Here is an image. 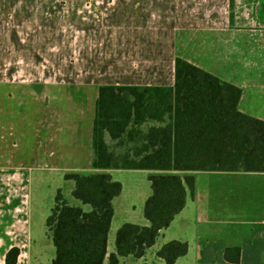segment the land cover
Returning <instances> with one entry per match:
<instances>
[{
  "label": "crops",
  "instance_id": "crops-1",
  "mask_svg": "<svg viewBox=\"0 0 264 264\" xmlns=\"http://www.w3.org/2000/svg\"><path fill=\"white\" fill-rule=\"evenodd\" d=\"M41 1L37 8V0H0V64H33L37 48L52 46L51 18L68 16L67 0ZM75 1L76 17L107 13L113 35L109 48L139 54L125 56L131 60L123 77L103 82L84 75L69 82L66 73L20 75L15 68L0 72V264H6L13 248L19 249L16 264H33L38 257L32 229L36 177L40 188L46 173L64 179L69 174L105 173L115 181L119 172H145L148 178L163 174L92 167L100 86L173 87L175 60L180 57L240 88L239 110L264 121V0H233V18L231 0ZM104 1L106 9L101 10L98 5ZM84 2L91 8L84 9ZM37 16L45 18L42 37L37 36ZM191 175L194 197L188 196L185 208L146 255L152 251L158 264H166L157 252L171 241H181L188 244V253L175 264H264V173ZM150 195H144V202ZM120 196L113 201L108 256L116 252L109 238ZM137 225L150 223L145 218ZM227 249L239 250L238 262L227 259ZM146 255L138 259L141 264L148 263Z\"/></svg>",
  "mask_w": 264,
  "mask_h": 264
},
{
  "label": "trees",
  "instance_id": "trees-1",
  "mask_svg": "<svg viewBox=\"0 0 264 264\" xmlns=\"http://www.w3.org/2000/svg\"><path fill=\"white\" fill-rule=\"evenodd\" d=\"M241 95L240 88L180 57L175 60L173 87L100 86L92 167L163 172L148 178L151 195L144 217L150 225H122L116 252L108 256L113 201L123 185L105 173L66 175L81 205L70 204L58 190L46 220L56 252L52 264H126L122 258L140 259L185 208L188 196L194 197L191 172L264 173V121L239 110ZM188 249L186 242L171 241L156 256L175 264ZM239 253L225 252L234 262ZM18 256L19 249H11L6 264H16Z\"/></svg>",
  "mask_w": 264,
  "mask_h": 264
},
{
  "label": "rangeland",
  "instance_id": "rangeland-1",
  "mask_svg": "<svg viewBox=\"0 0 264 264\" xmlns=\"http://www.w3.org/2000/svg\"><path fill=\"white\" fill-rule=\"evenodd\" d=\"M42 4L41 0H37V8L42 7L40 6ZM55 4H59V1ZM76 4L75 0H67L68 16L51 18L53 32L50 44L52 46L37 48L33 64L26 60H21L18 64H0V72L15 68L20 75L32 72L66 73L69 82L82 75L98 77L101 82L109 78L123 77L131 60L130 57L125 56L137 53L138 50L109 48V41L113 39V35L110 36L108 31L107 13L102 11L101 15L95 17H76ZM106 4L107 1H104L98 6L101 10H105ZM87 6L91 8V5L84 2L83 8L86 9ZM36 20L37 36L42 37V27L46 24L43 21L45 18L37 16ZM31 51L27 50L26 54L31 55ZM133 61L138 59L135 57ZM135 66H139L138 63ZM114 178L122 183L124 192L116 201V215L109 238L110 249L114 247L117 230L122 225L140 224L145 221L143 198L146 193L148 195L151 193L148 175L145 172H119L114 174ZM41 180L44 184L40 188L37 186L40 184L37 177L34 183L35 216L32 229L35 237V253L38 257L34 258L33 264H52L56 252L51 236L47 233L45 222L54 206L58 190H62L66 198L76 201L72 196L74 182L66 181L55 173H46ZM121 260L126 264H141V261L133 256ZM146 260L150 264H158L152 251L147 253Z\"/></svg>",
  "mask_w": 264,
  "mask_h": 264
}]
</instances>
